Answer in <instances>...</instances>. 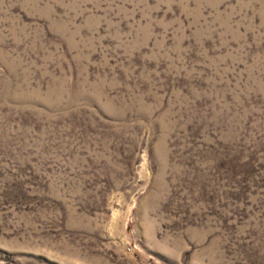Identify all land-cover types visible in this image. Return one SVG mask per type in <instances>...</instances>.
I'll return each instance as SVG.
<instances>
[{
	"label": "rangeland",
	"instance_id": "obj_1",
	"mask_svg": "<svg viewBox=\"0 0 264 264\" xmlns=\"http://www.w3.org/2000/svg\"><path fill=\"white\" fill-rule=\"evenodd\" d=\"M0 264H264V0H0Z\"/></svg>",
	"mask_w": 264,
	"mask_h": 264
}]
</instances>
